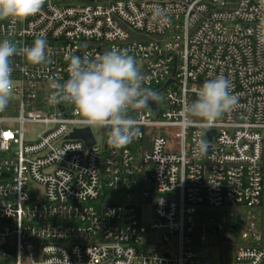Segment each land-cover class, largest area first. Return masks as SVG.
Segmentation results:
<instances>
[{
	"label": "built area",
	"instance_id": "2783aa9c",
	"mask_svg": "<svg viewBox=\"0 0 264 264\" xmlns=\"http://www.w3.org/2000/svg\"><path fill=\"white\" fill-rule=\"evenodd\" d=\"M156 6L166 22H153ZM262 27L264 0H46L27 19H0V40L22 50L43 36L50 57L12 58L13 94L0 111V264H198L218 243L236 246L233 264H264ZM113 48L135 57L159 96L156 108H129L139 134L120 149L70 102H49L50 81L68 78V52L94 59ZM218 75L236 108L211 126L185 118ZM81 129L92 145L71 138ZM102 189L126 198L100 200Z\"/></svg>",
	"mask_w": 264,
	"mask_h": 264
},
{
	"label": "clouds",
	"instance_id": "9594fccd",
	"mask_svg": "<svg viewBox=\"0 0 264 264\" xmlns=\"http://www.w3.org/2000/svg\"><path fill=\"white\" fill-rule=\"evenodd\" d=\"M46 0H0V19H27L38 14ZM153 22L168 20L167 12L156 6L152 9ZM258 41L264 44V27L258 30ZM22 52L30 65L45 63L47 43L38 35L31 46L22 50L9 40H0V111L6 109L13 94L12 58ZM68 78L63 83L50 81L55 89L49 102L67 101L89 125L108 129L107 144L114 149L126 147L139 131L137 122L127 115L129 108L143 109L157 103L159 96L145 87V76L134 56L126 49L113 48L100 56L81 58L67 53ZM231 81L223 75L203 83L197 98L184 109L187 119H199L211 126L238 104L231 91Z\"/></svg>",
	"mask_w": 264,
	"mask_h": 264
},
{
	"label": "rangeland",
	"instance_id": "374dc122",
	"mask_svg": "<svg viewBox=\"0 0 264 264\" xmlns=\"http://www.w3.org/2000/svg\"><path fill=\"white\" fill-rule=\"evenodd\" d=\"M38 130L37 126H34V131ZM138 147V145L136 146ZM149 190V187L145 188ZM140 193V186L136 187L132 194L137 197ZM126 198V192H117L102 189L100 200H123ZM152 206L147 205L142 209L141 220L143 225L147 228H150L151 219H152ZM153 235L159 236L160 231L156 230L153 232ZM237 237L239 241L241 240L240 231L237 232ZM234 245H226L224 243H218L216 245H210L202 247L199 252V263L198 264H233L234 254H235ZM1 263V260H0Z\"/></svg>",
	"mask_w": 264,
	"mask_h": 264
},
{
	"label": "water",
	"instance_id": "95a60500",
	"mask_svg": "<svg viewBox=\"0 0 264 264\" xmlns=\"http://www.w3.org/2000/svg\"><path fill=\"white\" fill-rule=\"evenodd\" d=\"M156 104L157 103H150L148 105V107H153V108H156ZM209 137L211 138L214 134L213 131L209 132ZM71 138H82L86 141V143L88 145H92L94 143V139H93V136H92V133H91V130L90 129H81V130H76L74 133L71 134ZM149 177L152 176V173L150 172L149 174ZM153 181V179H152ZM225 240L227 241H232V242H235L236 238L234 236L233 233H229L226 237H225Z\"/></svg>",
	"mask_w": 264,
	"mask_h": 264
}]
</instances>
